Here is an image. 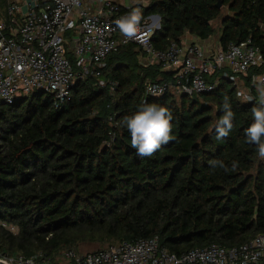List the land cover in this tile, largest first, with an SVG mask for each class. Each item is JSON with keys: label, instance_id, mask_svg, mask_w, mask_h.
Returning a JSON list of instances; mask_svg holds the SVG:
<instances>
[{"label": "trees", "instance_id": "obj_1", "mask_svg": "<svg viewBox=\"0 0 264 264\" xmlns=\"http://www.w3.org/2000/svg\"><path fill=\"white\" fill-rule=\"evenodd\" d=\"M7 1L0 0V13ZM142 14L161 18L153 38L158 51L181 44L187 34L213 38L219 19L222 51L249 39L264 49V0H153ZM140 54L135 45L120 48L100 78L91 73L77 80L72 99L60 109L39 91L0 105V144L6 146L0 151L2 255L68 264L60 261L63 253H79L84 244L109 248L157 237L180 256L212 244L243 245L264 234V158L245 137L257 102L240 98L221 72L211 94L169 91L147 99L171 110L172 139L151 157H139L123 118L145 102L146 82L174 81L173 73L142 68ZM257 75H264V67L241 80L249 85ZM225 95L234 126L217 140L214 125L224 115ZM212 160L224 161L229 170L212 169Z\"/></svg>", "mask_w": 264, "mask_h": 264}, {"label": "built area", "instance_id": "obj_2", "mask_svg": "<svg viewBox=\"0 0 264 264\" xmlns=\"http://www.w3.org/2000/svg\"><path fill=\"white\" fill-rule=\"evenodd\" d=\"M93 7L85 0L7 1L5 13H0V105H14L39 91L52 96L54 108L60 109L72 99L78 79L91 73L100 78L109 56L128 45L141 50L142 68L156 67L174 74L172 82H146L144 101L161 98L169 91L188 97L211 94L219 86V80H212L221 72L224 79L238 88L240 98L257 102L253 77L264 75L253 76L249 85L241 80L252 70L264 67V49L254 46L251 39L211 54L196 44L182 42H172L158 51L153 38L161 28L159 16L144 18L142 14L141 32L136 38L127 39L114 21L136 7L112 0H99ZM69 33L71 36L67 37ZM70 55L79 71L74 70ZM61 258L68 264H264V234L243 245L229 248L212 244L180 256L171 254L155 237L87 254L69 250ZM6 261L50 264L38 256L5 257L0 252V262Z\"/></svg>", "mask_w": 264, "mask_h": 264}, {"label": "clouds", "instance_id": "obj_3", "mask_svg": "<svg viewBox=\"0 0 264 264\" xmlns=\"http://www.w3.org/2000/svg\"><path fill=\"white\" fill-rule=\"evenodd\" d=\"M142 11L139 7L134 8L127 15L117 18L114 23L120 33L127 39H134L141 32ZM253 84L258 93L257 104L251 108L254 118L249 127L245 129L246 142L256 146L260 158H264V76L253 77ZM153 95L156 93L152 92ZM249 100L253 99L248 97ZM222 108L224 115L219 118L215 125L216 139L228 136L233 129L234 113L231 109L229 97H223ZM171 110L158 103L143 102L138 106L134 115L123 118V126L128 130L131 137V147L136 150L139 157H151L162 145L167 144L172 139V120ZM212 169L221 168L224 171L229 169L222 160H212L209 162ZM237 163H232L235 171ZM9 264V262H5Z\"/></svg>", "mask_w": 264, "mask_h": 264}, {"label": "crops", "instance_id": "obj_4", "mask_svg": "<svg viewBox=\"0 0 264 264\" xmlns=\"http://www.w3.org/2000/svg\"><path fill=\"white\" fill-rule=\"evenodd\" d=\"M99 0H85V3L90 4L91 8H94V3H97ZM122 6H134V7H139L142 9V7H146L149 5L153 0H112ZM5 12V11H4ZM3 14V13H2ZM157 16V15H155ZM219 38V37H218ZM217 41H214L212 38L208 40H200L194 36H188L184 37L182 39V43H187V44H196L200 46L206 53H215L217 50L220 49L219 46V40L216 39Z\"/></svg>", "mask_w": 264, "mask_h": 264}, {"label": "rangeland", "instance_id": "obj_5", "mask_svg": "<svg viewBox=\"0 0 264 264\" xmlns=\"http://www.w3.org/2000/svg\"><path fill=\"white\" fill-rule=\"evenodd\" d=\"M3 9L5 10V7H4ZM140 9H141V8H140ZM141 10H142V9H141ZM228 14H229V13H228L227 9H223L222 16H227ZM213 27H214L215 30H216V34L213 36L212 39H213L214 41H217L216 39H218L217 37H218V35H219V33H220V29H221V21H220V19L217 20V21H215V22H213ZM217 33H218V34H217ZM188 36H191V35L187 34L186 37H188ZM216 36H217V37H216ZM4 147H6L5 144H0V151H1V152H2V151L5 152ZM2 228L5 229V230H7V231H9V232H11V233H14L15 235L18 234V230H17L16 228H14L13 226H9V225H7L6 228H4V227H2ZM107 248H108V246H102V245L97 244V243H95V244H84V245L81 247L79 254L93 253V252H97V251H100V250H102V249H107ZM3 256H4V255H3ZM5 257H7V256H5ZM60 261H61V262H65L62 258L60 259ZM66 263H67V262H66Z\"/></svg>", "mask_w": 264, "mask_h": 264}, {"label": "water", "instance_id": "obj_6", "mask_svg": "<svg viewBox=\"0 0 264 264\" xmlns=\"http://www.w3.org/2000/svg\"><path fill=\"white\" fill-rule=\"evenodd\" d=\"M0 264H4V263L0 262Z\"/></svg>", "mask_w": 264, "mask_h": 264}]
</instances>
